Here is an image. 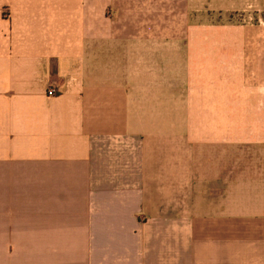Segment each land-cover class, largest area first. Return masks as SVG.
<instances>
[{"label": "crops", "instance_id": "0c3cea01", "mask_svg": "<svg viewBox=\"0 0 264 264\" xmlns=\"http://www.w3.org/2000/svg\"><path fill=\"white\" fill-rule=\"evenodd\" d=\"M125 2L0 0V264H264V91Z\"/></svg>", "mask_w": 264, "mask_h": 264}, {"label": "rangeland", "instance_id": "374dc122", "mask_svg": "<svg viewBox=\"0 0 264 264\" xmlns=\"http://www.w3.org/2000/svg\"><path fill=\"white\" fill-rule=\"evenodd\" d=\"M130 2L126 0V7L130 8ZM137 3L143 21L149 22L151 18L163 20L162 11L158 10L165 6L164 21L171 28L172 47L180 41L186 42L190 56L218 54L222 61L206 65H215L213 70L219 76H214L220 78V85L228 78L240 91L250 92L253 106L259 103V90L264 91V0H137ZM196 66L200 72V63H193L192 71ZM189 81L193 86L194 77Z\"/></svg>", "mask_w": 264, "mask_h": 264}, {"label": "built area", "instance_id": "2783aa9c", "mask_svg": "<svg viewBox=\"0 0 264 264\" xmlns=\"http://www.w3.org/2000/svg\"><path fill=\"white\" fill-rule=\"evenodd\" d=\"M56 90L55 89H49L48 90V95H55Z\"/></svg>", "mask_w": 264, "mask_h": 264}]
</instances>
